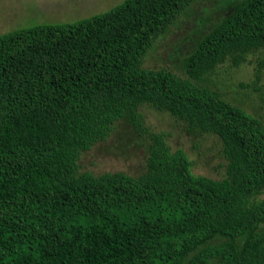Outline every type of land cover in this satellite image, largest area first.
<instances>
[{"label": "trees", "instance_id": "1", "mask_svg": "<svg viewBox=\"0 0 264 264\" xmlns=\"http://www.w3.org/2000/svg\"><path fill=\"white\" fill-rule=\"evenodd\" d=\"M195 1L124 0L0 34V264H264V122L197 82L255 62L240 86L264 88V0L196 33L183 73L147 65ZM142 106L217 137L222 176L194 174ZM125 117L149 139L145 170L81 172Z\"/></svg>", "mask_w": 264, "mask_h": 264}, {"label": "rangeland", "instance_id": "2", "mask_svg": "<svg viewBox=\"0 0 264 264\" xmlns=\"http://www.w3.org/2000/svg\"><path fill=\"white\" fill-rule=\"evenodd\" d=\"M122 1L124 0H0V34L39 23L73 22L104 12ZM236 1L238 0H196L182 13L179 22L155 42L145 63L183 73L194 35L204 33ZM256 54L252 53L248 58L255 60ZM226 62L227 64L197 82L218 90L223 97L236 102L264 122V88L240 86V82L251 84L255 62H244L238 66L229 65L231 63L228 60ZM140 111L152 131L171 133L168 138L171 148H183L188 153L193 162L194 174L214 179L222 176L225 158L217 137L181 129L168 112L148 106H142ZM148 141V137L137 133L130 120L125 117L115 124L114 131L107 139L94 144L83 153L80 171H90L93 174L116 171L140 174L146 167Z\"/></svg>", "mask_w": 264, "mask_h": 264}]
</instances>
